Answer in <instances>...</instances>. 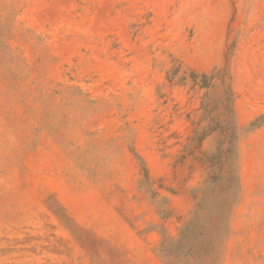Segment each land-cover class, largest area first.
I'll return each mask as SVG.
<instances>
[{
  "label": "rangeland",
  "instance_id": "obj_1",
  "mask_svg": "<svg viewBox=\"0 0 264 264\" xmlns=\"http://www.w3.org/2000/svg\"><path fill=\"white\" fill-rule=\"evenodd\" d=\"M0 264H264V0H0Z\"/></svg>",
  "mask_w": 264,
  "mask_h": 264
}]
</instances>
